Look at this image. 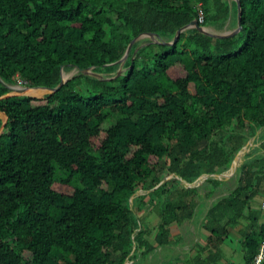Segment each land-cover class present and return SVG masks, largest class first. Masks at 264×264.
I'll use <instances>...</instances> for the list:
<instances>
[{
  "label": "trees",
  "instance_id": "obj_1",
  "mask_svg": "<svg viewBox=\"0 0 264 264\" xmlns=\"http://www.w3.org/2000/svg\"><path fill=\"white\" fill-rule=\"evenodd\" d=\"M241 3L238 34L219 39L191 28L174 45L137 42L115 77L139 35L171 42L200 14L202 26L236 28L237 2L0 0V98L8 86L57 87L62 68L115 77L77 74L40 105L31 96L0 99L8 115L0 264H140L172 244L173 225L182 228V245L194 244L188 222L228 181L186 188L172 177L153 189L173 174L192 184L228 171L264 130V0ZM178 65L185 76H172ZM259 139L235 185L204 213L205 246L183 264H219L232 231L241 237V264L256 263L264 247V133ZM139 190L149 192L131 208Z\"/></svg>",
  "mask_w": 264,
  "mask_h": 264
},
{
  "label": "water",
  "instance_id": "obj_2",
  "mask_svg": "<svg viewBox=\"0 0 264 264\" xmlns=\"http://www.w3.org/2000/svg\"><path fill=\"white\" fill-rule=\"evenodd\" d=\"M226 1H236L237 2V6H238V21H237V27L233 30V31H230V32H227V33H223V34H216V33H212L210 32L207 27L205 26H202L200 24V21L198 19H195L193 20L189 25H186L184 26L183 28H181L173 41L171 42H163L161 40V37L159 34H156V33H144V34H141L139 35L138 37H136L128 46L127 48V51L125 53V55L122 57V59H120L117 63L120 65V68L119 70L117 71V76H120L122 75L124 72H125V68H124V65L126 63V61L128 60V57L131 53V50L133 48V45L136 43V41L140 38H143V37H149L151 39V42L152 43H158V44H164V45H174L177 40L179 39L180 35L182 32L188 30V29H191V28H196L200 33L204 34V35H207V36H210V37H213V38H219V39H222V38H228V37H231V36H234L236 34H238L240 31L243 30V24H242V3H241V0H226ZM147 45V44H146ZM145 46L142 45L140 47H143ZM139 47V48H140ZM139 48H137L134 52V56L136 55V53L138 52ZM134 58V57H133ZM73 70L76 71V74H71V75H66L64 69L62 68V80L60 82V84L57 86V87H54V88H47V87H35V88H30V87H17V88H22L21 90H26V89H44L47 91V95H52V94H55L56 92H58L62 87L63 85H65L70 79H72L75 75L77 74H83V75H86V76H92V77H95V78H98L100 80H111L112 78H115V77H112V78H108V77H105L103 74H100V73H97L94 71V68L91 67V68H85V69H82L80 67H75ZM8 88L10 89V93H8L7 95L1 97L0 99H6V98H10V97H15V96H27L25 94H15L13 93L16 89V87L14 86H8ZM2 112H0V115H1ZM4 116H5V119L3 120V124L0 128V135H1V132L4 130L5 128V125L7 124V121H8V115L5 114V113H2ZM1 117V116H0ZM2 118V117H1ZM261 131H259L257 133V135L260 133ZM256 135V136H257ZM254 139V137L250 140L252 141ZM249 141V142H250ZM246 146V145H245ZM245 146L243 147V149L238 153V155L236 156V158L234 159L233 161V166L234 167H231L230 168V173L229 174H225V173H222V174H214V175H203L201 176L195 183H188L186 182L185 180L181 179L180 177L178 176H175L174 174L173 175H170L169 177L165 178L157 187H155L153 190L157 189L160 185H162L164 182H166L167 180H169L170 178L172 177H177L178 179H180L182 181V183L184 184V186L186 188H195V187H198L200 186L205 180L207 179H210V178H213V177H216L218 176L220 179L218 180H222V179H229L230 177H232L238 170L239 167H241V165L243 164V162L245 161L244 157L245 155L249 152V149L248 148H245ZM249 154V153H248ZM215 179V178H214ZM151 190V191H153ZM149 192V191H148ZM147 191H142V190H139L135 193L134 196L131 197V200H130V206L131 208H133V199L136 197V196H139V195H143V194H146L148 193ZM126 264H129V263H126Z\"/></svg>",
  "mask_w": 264,
  "mask_h": 264
},
{
  "label": "rangeland",
  "instance_id": "obj_3",
  "mask_svg": "<svg viewBox=\"0 0 264 264\" xmlns=\"http://www.w3.org/2000/svg\"><path fill=\"white\" fill-rule=\"evenodd\" d=\"M207 29L212 32V33H216V34H223V33H227V32H230V31H233L235 28H230L229 25H226V27L221 30V31H218L216 30L214 27H211V26H208ZM243 38L244 40L247 38V35L245 33H243ZM151 40L149 37H143V38H140L136 41L137 42H140V46L145 44V42L147 40ZM66 75H71V74H76V71L75 70H70V71H66L65 73ZM172 76L173 77H183L186 75L184 69L182 66L178 65L177 67H175L172 72H171ZM110 76V75H109ZM14 87H24L23 85H14ZM15 93V92H13ZM16 94V93H15ZM46 95L47 94H44L41 98H35V99H38V101L34 102V105H40V104H45L46 103ZM2 117V119L4 120L5 117H3L2 115H0ZM110 124H107L106 127H108ZM4 131V130H3ZM3 131L1 132V134L3 133ZM264 133V130H262L257 136L254 137V139L252 141H248L245 148H248L249 149V152H252L256 149H259L261 144L263 143V140H260L259 137L261 136V134ZM247 153V154H248ZM246 154V155H247ZM245 155V156H246ZM152 161L154 160L153 158H151ZM245 159V157H244ZM244 163V162H243ZM231 167H234L233 164ZM225 174H229L230 173V169L226 172H224ZM236 173L230 177L229 179H222L221 181H228V185L227 186H224L222 188V192H221V195L213 198V199H206L202 202V205L203 207H200L198 209V213L200 214H197V219H194L192 220L191 222H188V227H189V230L191 232V234L193 235L194 239H197L198 242H201L203 240V236L200 235V222L202 221L203 219V216H204V213L207 211L208 207L212 204L213 201L217 200V198H219L220 196H223L225 194H227L230 190V188L235 185L234 184V177H235ZM215 179H220L218 176L216 177H213ZM59 190L65 192V193H71L72 192V188L70 187H59L58 188ZM263 205H264V201H263ZM151 222L152 224L155 222V218H152L151 219ZM188 230V231H189ZM234 236V235H233ZM231 237L229 240H228V246L225 247V252L228 254V256L230 255V257H232L233 259V262L235 264H239L240 263V259H242V256H241V253H240V259L238 258V242L234 239V237ZM193 244V243H192ZM191 248V246L188 244V245H185V248H178V249H173V248H168V251L166 250H162V255H165L167 253V255H172L173 253L178 255V257H183V256H186L187 253L189 252V249ZM173 252V253H172ZM26 258H28L30 255L29 253H26L25 254ZM235 259V260H234ZM152 262V260L148 259L147 262ZM142 264H144L142 262Z\"/></svg>",
  "mask_w": 264,
  "mask_h": 264
},
{
  "label": "crops",
  "instance_id": "obj_4",
  "mask_svg": "<svg viewBox=\"0 0 264 264\" xmlns=\"http://www.w3.org/2000/svg\"><path fill=\"white\" fill-rule=\"evenodd\" d=\"M230 25V22L227 24ZM260 198V199H259ZM254 203L255 206H260L261 201H262V196H260ZM264 200V199H263ZM155 218V217H153ZM202 222V221H201ZM200 222V225H201ZM158 220L155 218V222L152 224L150 223V225H157ZM155 227V226H154ZM200 230V235L203 236V240L201 242H198L197 239H194V244L191 246V248L189 249V252L187 253L186 256L183 257H178L177 253L172 255H167V253L165 255H162V250H166L168 251V248H173V249H178V248H185L184 245L181 244L180 239L183 235L182 232V228L180 229V227H178L177 225H173L172 226V244L168 245V246H164V247H160L158 248L148 259L152 260V262H147L148 259L146 260H142L140 261V264H142V262L144 264H183V261L185 260V258H191V257H196V255L198 254V246L203 247L205 246V241L206 238L208 237V233L203 230L201 228V226L199 227ZM234 235V236H233ZM234 237V239L238 242V258L240 259V242H241V237L240 235L237 233V231H232V235L231 237ZM198 244V246H196ZM228 246V241L226 243V245L223 247L224 250V258L222 259V261L219 264H230V263H234L232 257H230V255L228 256V254L225 252V247ZM198 247V248H197ZM204 258H206V256L204 255ZM235 260V259H234ZM241 264L242 259L239 260Z\"/></svg>",
  "mask_w": 264,
  "mask_h": 264
},
{
  "label": "bare ground",
  "instance_id": "obj_5",
  "mask_svg": "<svg viewBox=\"0 0 264 264\" xmlns=\"http://www.w3.org/2000/svg\"><path fill=\"white\" fill-rule=\"evenodd\" d=\"M21 89L22 88H16L14 92L16 94H25L27 96L37 97V98H41L44 94L47 93V91L44 89H26V90H21ZM1 115L5 117L2 113Z\"/></svg>",
  "mask_w": 264,
  "mask_h": 264
},
{
  "label": "built area",
  "instance_id": "obj_6",
  "mask_svg": "<svg viewBox=\"0 0 264 264\" xmlns=\"http://www.w3.org/2000/svg\"><path fill=\"white\" fill-rule=\"evenodd\" d=\"M203 19H204L203 15L200 14V17L198 19L200 21V23L203 21ZM263 259H264V247L262 248L260 254L258 255L255 264H260Z\"/></svg>",
  "mask_w": 264,
  "mask_h": 264
}]
</instances>
